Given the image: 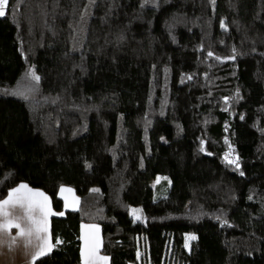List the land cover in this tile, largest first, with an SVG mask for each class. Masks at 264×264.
I'll list each match as a JSON object with an SVG mask.
<instances>
[{
	"label": "trees",
	"instance_id": "16d2710c",
	"mask_svg": "<svg viewBox=\"0 0 264 264\" xmlns=\"http://www.w3.org/2000/svg\"><path fill=\"white\" fill-rule=\"evenodd\" d=\"M5 11L0 200L25 183L63 213L34 264H82L81 223L99 225L108 264H138L141 242L148 264H264V0Z\"/></svg>",
	"mask_w": 264,
	"mask_h": 264
},
{
	"label": "crops",
	"instance_id": "0c3cea01",
	"mask_svg": "<svg viewBox=\"0 0 264 264\" xmlns=\"http://www.w3.org/2000/svg\"><path fill=\"white\" fill-rule=\"evenodd\" d=\"M27 185L25 183H21ZM21 184L17 185L13 189L18 188ZM28 186V185H27ZM64 189L62 192L61 189ZM11 189L10 191H12ZM28 189L31 190V193H28L27 189L22 190L23 193L31 195L32 193H43L47 198L48 196L38 190L28 186ZM9 191V192H10ZM59 196L63 200L64 209L65 210H76L79 206V198L74 193L73 189L67 186H62L59 188ZM8 195L6 198L7 199ZM35 199H42V197H34ZM48 203L53 212H55L51 206L50 200L48 198ZM10 217L12 218H19L17 221L22 226H27V222L24 219V210L21 209L19 206L16 207H9ZM56 213V212H55ZM34 215H39V212L33 213ZM50 218L48 219V232H41L40 236L43 240H48L49 243L52 244L50 238ZM17 229L12 228L10 232H7L0 236V264H32L34 255L36 252L39 251V246L43 243V240H38L35 234L31 237H20L17 235ZM12 237H16V241L12 242ZM79 240H80V258L81 263L83 264L82 257H81V249L84 248L86 252V256L89 252L90 248L95 249L94 253L91 255L92 258L97 263L101 264H108L109 260H103L102 258L97 259L99 257L98 253L100 252L101 247V230L99 225L97 224H88V223H81L79 225ZM30 241V243H28ZM101 254V253H99ZM102 255V254H101ZM107 257V256H106ZM93 263V261H90Z\"/></svg>",
	"mask_w": 264,
	"mask_h": 264
},
{
	"label": "snow or ice",
	"instance_id": "6c2138e0",
	"mask_svg": "<svg viewBox=\"0 0 264 264\" xmlns=\"http://www.w3.org/2000/svg\"><path fill=\"white\" fill-rule=\"evenodd\" d=\"M9 4V0H0V17L5 16L6 14V7ZM223 26V22H221ZM211 56L212 53H209ZM32 78L36 81H39L40 77L36 76L35 73H30ZM27 189L28 193H31V190L28 189L27 185L21 184L18 188L13 189L8 193L7 199L0 200V236L3 234L10 232L12 228H16L17 235L20 237H31L35 234L38 240H43L40 236L41 232H48V219L50 216L53 215H63V213H55L51 210L48 198L43 193H32L28 195L23 193L22 190ZM61 191L63 192L64 189L62 188ZM34 197H42V199H35ZM19 206L21 209L24 210V219L27 222V226H22L17 221L19 218H12L10 217L9 207H16ZM39 212V215H34L33 213ZM190 239H195V237H190ZM16 241V237H12V242ZM30 243V241H28ZM56 244L62 243L59 239L56 240ZM54 245L48 242V240H43V243L39 246V251L35 253L33 264L35 259L47 255ZM185 247H188V243L186 241ZM95 249L90 248L89 252L86 256L85 249H81V257L83 264H89V258L94 253ZM102 259L107 260V257H102Z\"/></svg>",
	"mask_w": 264,
	"mask_h": 264
},
{
	"label": "rangeland",
	"instance_id": "374dc122",
	"mask_svg": "<svg viewBox=\"0 0 264 264\" xmlns=\"http://www.w3.org/2000/svg\"><path fill=\"white\" fill-rule=\"evenodd\" d=\"M231 154V152H230ZM233 158V157H232ZM166 181H165V177L163 176H159V177H156L153 181H152V187L155 189L156 191V194H160V193H164V190H165V187H166ZM193 234H188L187 237H186V241L188 243V247L189 248V241H190V237H192ZM140 248H141V251H139V258H140V252L142 254V258H140V261L138 264H148V260H147V252H146V248L144 246V243L141 242L140 244ZM100 251V250H99ZM100 253V252H99ZM99 257L97 259H100L102 257H106L105 255H101L99 254ZM104 260V259H103ZM90 261H93V263H90ZM107 261H108V257H107ZM89 264H101L100 262L97 263L94 258H92L90 256L89 258ZM130 264H133V263H130Z\"/></svg>",
	"mask_w": 264,
	"mask_h": 264
}]
</instances>
